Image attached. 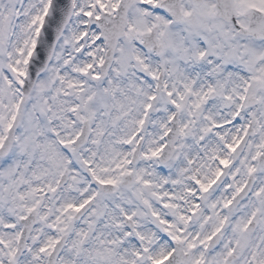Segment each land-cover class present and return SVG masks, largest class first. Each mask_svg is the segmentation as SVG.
Instances as JSON below:
<instances>
[{"label":"snow or ice","instance_id":"obj_1","mask_svg":"<svg viewBox=\"0 0 264 264\" xmlns=\"http://www.w3.org/2000/svg\"><path fill=\"white\" fill-rule=\"evenodd\" d=\"M0 264H264V0H0Z\"/></svg>","mask_w":264,"mask_h":264}]
</instances>
